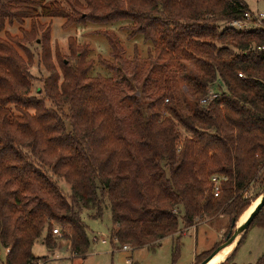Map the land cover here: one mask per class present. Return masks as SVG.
Masks as SVG:
<instances>
[{
	"label": "trees",
	"instance_id": "1",
	"mask_svg": "<svg viewBox=\"0 0 264 264\" xmlns=\"http://www.w3.org/2000/svg\"><path fill=\"white\" fill-rule=\"evenodd\" d=\"M63 1L69 10L57 0H0V252L8 251L5 264H40L33 247L43 238L50 250L56 248L54 223L71 254L86 257L91 243L82 215L96 206L101 216L105 198L114 223L112 242L155 251L163 240L178 236L173 264L183 229L219 216L229 217L236 229L233 220L238 222L251 204L248 192L264 177V49H259L264 24L242 31L228 27L246 20L244 0ZM41 18L133 22L131 37L150 42L157 61L192 65L191 101L172 97L167 80L168 91L149 104L135 99L133 120L120 118L116 96L118 86L128 84L122 76L125 51L115 35L101 32L113 60L100 57L99 63L113 77L89 78L92 66L64 71L60 85L52 76L45 87L57 109L47 108L31 95L32 77L18 51L27 52L26 47L6 31L27 20L35 31ZM150 80L143 84L146 98ZM215 84L225 91L202 104ZM180 128L191 136L182 141ZM215 175L225 178L218 197L212 193ZM53 177L70 186L68 196ZM254 223L264 227V208ZM215 250L197 256L196 264Z\"/></svg>",
	"mask_w": 264,
	"mask_h": 264
},
{
	"label": "rangeland",
	"instance_id": "2",
	"mask_svg": "<svg viewBox=\"0 0 264 264\" xmlns=\"http://www.w3.org/2000/svg\"><path fill=\"white\" fill-rule=\"evenodd\" d=\"M51 1V0H47ZM68 9L63 0H57ZM253 13H264V0H244ZM81 17V15H80ZM135 24L131 21H121L113 24H72L64 19L41 18L38 28L33 31L31 21L27 20L24 26L15 24L7 27V32L13 38H18L26 47L27 52L18 48L20 55L26 61L32 77L31 95L44 101L47 108L57 109L53 100L48 97L45 82L54 76L63 81L64 71H76L78 68L92 66L89 78H111L113 73L105 69L99 58L112 61L111 48L105 36L101 32L115 35L122 44L124 55V68L122 76L127 80L126 85H120L117 89V105L119 117L133 120V108L135 99L142 104H149L151 98L168 91L166 81H171L172 97L179 98L181 102L191 101L188 95L191 64H170L164 66L154 57L153 45L146 42L142 35L131 37ZM1 37L6 38L5 34ZM86 57H82V53ZM147 78V98L143 93V84ZM130 83V84H129ZM225 88L218 84L210 87L208 97L221 96ZM166 104L172 101L167 100ZM67 114V107H64ZM156 110V109H155ZM182 141L191 135L181 129ZM50 173V171L47 170ZM264 173V170L263 172ZM57 181L65 195L71 192L70 186L53 177ZM264 193L263 181L256 183L248 197L251 200L249 208L241 215L238 226L246 217L247 213ZM103 213L97 216V207L92 206L84 211L82 217L88 226L90 248L86 257L72 255L69 250V242L62 240L61 235L56 236L57 243L54 250H50L40 239L33 247V256L40 260V264H173L174 244L178 236L167 238L162 241L161 246L155 251L148 248L133 249L125 251L123 247L111 240V231L114 228L110 203L107 198L103 200ZM232 222L227 216H219L214 220L205 218L198 223L197 227L188 230L183 229L181 239L180 255L175 264H196L197 256L207 254L213 249L225 243L228 235L236 229L230 227ZM183 228V227H182ZM62 228L54 223V230ZM182 230V229H181ZM106 241V243H103ZM237 242L234 244V249ZM233 249V250H234ZM233 252V251H232ZM8 251L1 250L0 264H5ZM231 255V254H230ZM227 256V255H225ZM264 256V227L254 223L248 230L247 235L231 261L225 264H259ZM228 259V258H227ZM201 260H204L203 258ZM212 262V261H211ZM219 262V261H218Z\"/></svg>",
	"mask_w": 264,
	"mask_h": 264
},
{
	"label": "built area",
	"instance_id": "3",
	"mask_svg": "<svg viewBox=\"0 0 264 264\" xmlns=\"http://www.w3.org/2000/svg\"><path fill=\"white\" fill-rule=\"evenodd\" d=\"M245 19L243 21H234L228 24V27L236 29V30H248V29H254V28H260L263 27L264 24V13L262 12H258V13H253L250 10L247 11L245 13ZM264 49V47H260L259 48ZM240 77H243L242 74L239 75ZM208 91L210 92V88L208 89ZM219 96L216 95L214 96V98H210V97H205L201 103L202 104H209L211 102H213L214 100L218 99ZM225 180V178L220 177L218 175H215L211 178V182H212V193L214 195V197H218L221 194V190H222V182ZM53 235L56 236H60V230L59 229H55L53 230ZM103 243H106V241H103ZM125 251H129L130 247L125 246L123 248Z\"/></svg>",
	"mask_w": 264,
	"mask_h": 264
},
{
	"label": "water",
	"instance_id": "4",
	"mask_svg": "<svg viewBox=\"0 0 264 264\" xmlns=\"http://www.w3.org/2000/svg\"><path fill=\"white\" fill-rule=\"evenodd\" d=\"M257 206L254 208V210L251 212L248 219L240 226H238V222L236 220H233L234 225L236 226L235 232L228 236L225 243L219 246L210 256H208L205 260H203L200 264H208L221 250L228 247L232 243L236 241V239H241L242 236L246 233V231L250 228L251 224L255 220V218L259 215L260 211L264 208V193L258 200ZM238 240V242H239ZM237 242V244H238Z\"/></svg>",
	"mask_w": 264,
	"mask_h": 264
},
{
	"label": "bare ground",
	"instance_id": "5",
	"mask_svg": "<svg viewBox=\"0 0 264 264\" xmlns=\"http://www.w3.org/2000/svg\"><path fill=\"white\" fill-rule=\"evenodd\" d=\"M259 201H257V203H254V205L251 207V209L249 210V212L247 213L246 217L243 219V221L239 224L242 225L250 216L251 212L254 210V208L257 206ZM239 239H236V241L234 243H232L231 245H229L228 247L224 248L223 250H221L208 264H216L218 263V261H220L222 258L225 257V255H228L229 252L233 249L234 244L236 242H238ZM230 256V255H229ZM229 256H227L224 260H226ZM224 260H222L221 262H219L218 264H221Z\"/></svg>",
	"mask_w": 264,
	"mask_h": 264
},
{
	"label": "crops",
	"instance_id": "6",
	"mask_svg": "<svg viewBox=\"0 0 264 264\" xmlns=\"http://www.w3.org/2000/svg\"><path fill=\"white\" fill-rule=\"evenodd\" d=\"M42 239H43V238H42ZM233 249H234V247H233ZM233 249L229 252V254H228L227 256H229L230 254H232ZM234 250H235V249H234ZM233 252H234V251H233ZM227 256H225L224 258H222L219 262H221L222 260H224ZM224 261H225V260H224ZM224 261H223V262H224ZM219 262H218V263H219ZM223 262H222V263H223ZM218 263H216V264H218ZM222 263H221V264H222Z\"/></svg>",
	"mask_w": 264,
	"mask_h": 264
}]
</instances>
